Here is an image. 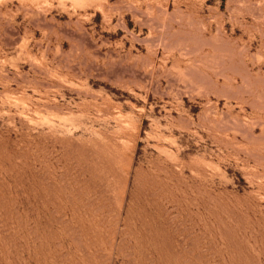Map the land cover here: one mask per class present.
Returning <instances> with one entry per match:
<instances>
[{
    "label": "rangeland",
    "instance_id": "rangeland-1",
    "mask_svg": "<svg viewBox=\"0 0 264 264\" xmlns=\"http://www.w3.org/2000/svg\"><path fill=\"white\" fill-rule=\"evenodd\" d=\"M0 264H264V0H0Z\"/></svg>",
    "mask_w": 264,
    "mask_h": 264
},
{
    "label": "bare ground",
    "instance_id": "bare-ground-1",
    "mask_svg": "<svg viewBox=\"0 0 264 264\" xmlns=\"http://www.w3.org/2000/svg\"><path fill=\"white\" fill-rule=\"evenodd\" d=\"M118 222V221H117ZM122 230V229H121ZM114 231V230H113ZM73 240H74V238H73ZM118 252H119V250H118ZM100 256V255H99ZM104 257V256H103ZM38 259V258H37ZM39 260V259H38ZM38 262V261H37Z\"/></svg>",
    "mask_w": 264,
    "mask_h": 264
}]
</instances>
